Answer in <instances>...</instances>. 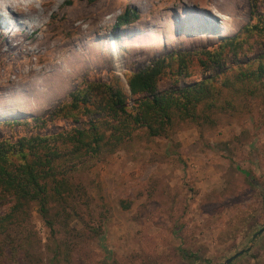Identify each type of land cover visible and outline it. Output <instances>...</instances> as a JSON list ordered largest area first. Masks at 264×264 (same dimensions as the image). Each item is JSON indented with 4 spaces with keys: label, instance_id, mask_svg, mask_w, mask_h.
<instances>
[{
    "label": "rangeland",
    "instance_id": "rangeland-1",
    "mask_svg": "<svg viewBox=\"0 0 264 264\" xmlns=\"http://www.w3.org/2000/svg\"><path fill=\"white\" fill-rule=\"evenodd\" d=\"M60 4L54 9L109 6L106 27L55 60L42 55L35 68L48 66L51 60L53 70L60 69L57 73L46 69L30 75L26 70L37 62L27 53L35 44L31 26L38 25L40 17L31 13L15 20L0 7V42L11 55L6 61L12 63L0 68L7 76L0 89V141L79 128L55 119L54 113L81 81L105 82L115 75L125 83L126 76L173 52L214 46L250 19L248 0H166L163 12L146 0ZM261 6L264 11L263 0ZM125 14L128 23L117 28L118 18ZM42 19L54 21L51 13ZM22 25L30 29L4 34ZM74 37L68 32L62 38ZM104 51L107 67L100 64ZM261 52L256 47L238 58L228 56L224 67L208 70L193 60L187 69L190 76L165 75L157 91L180 89L228 68L238 69ZM233 74L229 71L230 80ZM221 85L220 80L215 84L219 95L214 107H198L196 121L175 119L159 137L139 128L110 155L77 167L69 162L73 171L66 177L75 190L68 201L76 213L61 212L50 232L32 204L26 221L13 231L18 238H36V264H51L53 252L58 248L66 252L64 245L74 232L93 227H100V234L60 256L58 264H224L241 250L245 252L230 264H264V231L258 233L264 229V93L251 97L240 87L229 91ZM34 119L44 125L36 128ZM4 212L0 210V216ZM5 253L0 264H28Z\"/></svg>",
    "mask_w": 264,
    "mask_h": 264
},
{
    "label": "trees",
    "instance_id": "trees-1",
    "mask_svg": "<svg viewBox=\"0 0 264 264\" xmlns=\"http://www.w3.org/2000/svg\"><path fill=\"white\" fill-rule=\"evenodd\" d=\"M248 3L249 23L234 35L219 39L214 46L173 52L126 76L125 83L115 75L105 82L81 81L68 94L69 101L59 104L54 113L55 119L63 118L79 124V128L0 141V210H5L0 216V259L7 251L28 264L39 261L33 253L36 238L13 236V231L26 221L30 205L36 206L50 232L54 231L61 212L68 216L76 213L68 201L75 190L66 177L73 171L69 162L77 167L110 155L139 128L145 129L150 137H159L166 134L175 119L196 121L198 107L211 108L216 104L218 80L229 91L240 87L241 92L251 97L264 93V11L262 0ZM127 15L118 18L117 28L128 23ZM256 47L262 52L253 62L227 69L234 72L231 80L229 71L224 70L180 89L157 91V83L165 75L190 76L187 69L193 60L204 70L220 68L225 66L228 56L238 58L252 53ZM33 122L36 128L44 125L43 120ZM12 124L6 123L8 127ZM100 231V227H93L74 232L64 245L66 252L55 250L50 263L58 264L60 256L97 237Z\"/></svg>",
    "mask_w": 264,
    "mask_h": 264
},
{
    "label": "bare ground",
    "instance_id": "bare-ground-1",
    "mask_svg": "<svg viewBox=\"0 0 264 264\" xmlns=\"http://www.w3.org/2000/svg\"><path fill=\"white\" fill-rule=\"evenodd\" d=\"M164 1L166 0H146V3H150L152 6L157 5L156 7L162 11L168 8L164 4ZM60 2L62 3L63 0H2V3H0V7L5 8L8 14L10 13L12 15V19L18 20V18L26 17L28 14L31 13L36 15L37 17H40L39 24L37 23L38 25L31 26V29L33 31L31 37H33L35 44L31 49L28 50L27 53L28 54L30 53L29 56H33V57L36 56L37 62L35 64H32L31 62L26 63L27 65L32 64L30 65L31 68L26 70V73L28 75H30L34 71H39V70L45 71L46 69L53 70V66L51 64H53L54 62H52L51 60H55L57 55L73 52L72 49L77 42H82L86 39L87 40L93 39V36L100 27L102 26L103 28L106 27L105 16L109 14V10L111 9L109 6L93 9L90 7H86L85 5L82 4H77L67 10H62V11L55 10L54 6L58 7L59 5H61ZM46 13H51V17L54 18V21L52 23L50 22L44 23L42 18ZM26 28L28 29L29 27H27V25L25 26L22 25L18 28L9 29L7 32L5 31L3 32H5L4 34H8V35L10 34L14 36L17 35V33H20L21 30ZM68 32H73L75 34L76 37H74V40L71 41L63 40L62 37ZM24 48H26V46L21 47V50ZM88 49H90V47ZM106 53L107 51L100 52L101 54L100 56H103V60L100 62V64L105 67L108 66V58L106 57V55H102V54H106ZM42 55L49 56L51 58L50 63L49 65L47 64L48 66H43L37 69L35 67L37 66L39 61H41ZM72 55L73 53H71V56ZM7 56L9 58L11 55L9 54V52L3 50V44L0 42V68L1 66H3V64L4 65L12 64L11 62L6 61ZM89 63L91 62L87 60V62L84 64V67L85 66L86 68L89 67ZM54 70L55 73H57L58 70L60 69L58 68L57 70V68L54 66ZM7 71H9V69H7ZM3 73L0 71V89L2 90L4 89L2 87L3 83L7 81V76ZM45 78H47L46 74H45Z\"/></svg>",
    "mask_w": 264,
    "mask_h": 264
},
{
    "label": "water",
    "instance_id": "water-1",
    "mask_svg": "<svg viewBox=\"0 0 264 264\" xmlns=\"http://www.w3.org/2000/svg\"><path fill=\"white\" fill-rule=\"evenodd\" d=\"M263 231H264V229H261V230H259L258 233H261ZM244 252H245V250H241V251L235 253L233 256H231L230 258L226 259L225 262H224V264H230L234 259H236L237 257H239Z\"/></svg>",
    "mask_w": 264,
    "mask_h": 264
},
{
    "label": "clouds",
    "instance_id": "clouds-1",
    "mask_svg": "<svg viewBox=\"0 0 264 264\" xmlns=\"http://www.w3.org/2000/svg\"><path fill=\"white\" fill-rule=\"evenodd\" d=\"M0 3H2V0H0Z\"/></svg>",
    "mask_w": 264,
    "mask_h": 264
}]
</instances>
